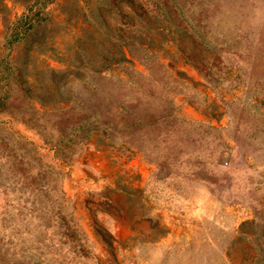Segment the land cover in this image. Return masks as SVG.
<instances>
[{"label": "rangeland", "instance_id": "obj_1", "mask_svg": "<svg viewBox=\"0 0 264 264\" xmlns=\"http://www.w3.org/2000/svg\"><path fill=\"white\" fill-rule=\"evenodd\" d=\"M0 264H264V0H0Z\"/></svg>", "mask_w": 264, "mask_h": 264}]
</instances>
